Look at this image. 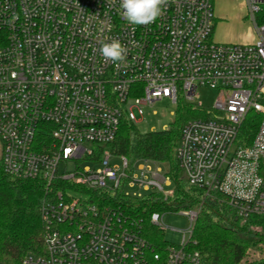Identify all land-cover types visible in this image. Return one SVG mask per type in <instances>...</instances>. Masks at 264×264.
<instances>
[{"label":"built area","instance_id":"2783aa9c","mask_svg":"<svg viewBox=\"0 0 264 264\" xmlns=\"http://www.w3.org/2000/svg\"><path fill=\"white\" fill-rule=\"evenodd\" d=\"M244 1L257 33L249 44L213 39L214 0H168L147 26L129 24L121 0H0L2 166L10 177L40 181L47 195L45 254L28 253L22 264H200L188 247L203 204L179 212L189 229L163 253L120 208L86 193L173 195L161 163L144 160L156 171L136 173L106 147L124 120L139 128L164 101L203 112L181 130L182 178L205 198L219 195L241 225L264 219V0ZM113 38L128 49L123 62L98 51ZM200 87L218 91L212 109L199 101ZM250 112L259 126L247 146L241 129ZM151 222L165 230L161 216Z\"/></svg>","mask_w":264,"mask_h":264},{"label":"trees","instance_id":"16d2710c","mask_svg":"<svg viewBox=\"0 0 264 264\" xmlns=\"http://www.w3.org/2000/svg\"><path fill=\"white\" fill-rule=\"evenodd\" d=\"M202 115L200 109L180 104L170 128L155 132L141 131L124 120L116 140L106 146L132 164L151 160L167 165V174L174 186L171 197L165 199L160 194H152L142 198H112L97 191L86 190V193L105 198L120 208L136 223L142 236L163 253L172 245L164 240L163 230L152 224V216L194 210L203 204L188 250L199 254L200 264H243L250 249L264 241V219L250 218L241 226L228 207L219 203V195L215 199L205 198L202 190L182 178L175 159L183 125ZM258 126L259 115L250 112L241 129L247 146L252 143ZM46 198L43 183L8 176L0 158V264H22L28 253L45 254L40 207ZM254 264H264V257Z\"/></svg>","mask_w":264,"mask_h":264},{"label":"rangeland","instance_id":"374dc122","mask_svg":"<svg viewBox=\"0 0 264 264\" xmlns=\"http://www.w3.org/2000/svg\"><path fill=\"white\" fill-rule=\"evenodd\" d=\"M237 7V9H232ZM214 9L215 16L219 15L224 18V25L227 33L231 36L238 38V43L231 44H249L252 42L255 37L257 39V33L255 26L248 19V12L245 6L244 0H214ZM225 9V10H224ZM222 15V16H221ZM229 17V18H227ZM237 42V41H235ZM199 95V101L205 107V109H212L215 103V100L218 96V91L211 89L210 87H200L197 91ZM157 115L151 114V110L147 112L146 120L139 125L141 131H149L154 129V131H164L167 126L168 129L175 122L177 109L178 107L172 105L168 101L157 103L154 108ZM150 113V114H149ZM171 113H175V116H172ZM167 129V130H168ZM2 156V145L0 143V158ZM113 165H121L119 158L112 159ZM72 165H70L71 168ZM62 167H64L62 165ZM147 168L150 172H155L157 169L156 164L146 163L144 160H138L134 164V170L136 173L140 172V168ZM159 168L163 173H167L168 167L165 164H160ZM182 176V174H181ZM174 186L170 187L164 186L165 191H173ZM154 192H143L144 196L152 195ZM166 199V198H165ZM162 228L164 240L171 245H180L184 232L189 229L190 221L188 217L182 215V213H167L162 214ZM242 226V225H241ZM264 241L258 244L257 247L250 249L248 258L250 260H260L264 257Z\"/></svg>","mask_w":264,"mask_h":264},{"label":"clouds","instance_id":"9594fccd","mask_svg":"<svg viewBox=\"0 0 264 264\" xmlns=\"http://www.w3.org/2000/svg\"><path fill=\"white\" fill-rule=\"evenodd\" d=\"M168 0H121L124 19L132 25L147 26L156 21L163 13ZM106 62H123L127 55V47L119 39L113 38L105 42L98 50Z\"/></svg>","mask_w":264,"mask_h":264},{"label":"crops","instance_id":"0c3cea01","mask_svg":"<svg viewBox=\"0 0 264 264\" xmlns=\"http://www.w3.org/2000/svg\"><path fill=\"white\" fill-rule=\"evenodd\" d=\"M245 6H246V4H245ZM232 9H237V7L232 8ZM227 18H229V17H227ZM213 39L219 43H238L239 42L238 38H236L235 36H231L229 33H227V31L225 29V25H224V18L220 17L219 15L216 16ZM235 41H237V42H235ZM255 41H256V37L250 43H254Z\"/></svg>","mask_w":264,"mask_h":264}]
</instances>
